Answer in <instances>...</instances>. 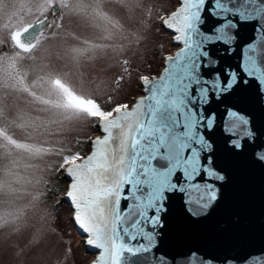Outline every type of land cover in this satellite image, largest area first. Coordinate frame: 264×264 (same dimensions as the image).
Returning <instances> with one entry per match:
<instances>
[{"label":"snow or ice","instance_id":"6c2138e0","mask_svg":"<svg viewBox=\"0 0 264 264\" xmlns=\"http://www.w3.org/2000/svg\"><path fill=\"white\" fill-rule=\"evenodd\" d=\"M162 22L179 51L140 94L107 118L54 81L64 107L89 111L97 135L87 153L65 158L64 201L95 264H264V247L217 255L199 247L169 251L173 207L193 221L222 199L228 179L220 143L264 166V129L229 100L251 93L264 108V0H176Z\"/></svg>","mask_w":264,"mask_h":264},{"label":"rangeland","instance_id":"374dc122","mask_svg":"<svg viewBox=\"0 0 264 264\" xmlns=\"http://www.w3.org/2000/svg\"><path fill=\"white\" fill-rule=\"evenodd\" d=\"M58 6V8H55ZM176 0H0V264H91L63 199L65 158L97 135L96 115L131 103L176 51ZM52 17L28 49L15 36Z\"/></svg>","mask_w":264,"mask_h":264},{"label":"water","instance_id":"95a60500","mask_svg":"<svg viewBox=\"0 0 264 264\" xmlns=\"http://www.w3.org/2000/svg\"><path fill=\"white\" fill-rule=\"evenodd\" d=\"M177 7L163 22L170 21L175 16ZM48 23L49 20L45 19L24 27L16 34L17 43L28 48ZM177 51L179 49L172 55ZM228 102L252 111L257 127L264 129V108L253 94L243 92ZM108 116L102 115L101 118ZM218 162L228 177L222 189L221 201L210 210L206 218L199 221L189 219L178 206H174L165 225L164 243L167 250L199 247L222 255L243 254L247 250L264 247V166L254 164L249 157L231 156L223 148L222 142ZM76 229L85 243V237L77 226ZM86 251L90 253L92 250L86 247ZM91 264H95L94 259Z\"/></svg>","mask_w":264,"mask_h":264},{"label":"flooded vegetation","instance_id":"af4514ba","mask_svg":"<svg viewBox=\"0 0 264 264\" xmlns=\"http://www.w3.org/2000/svg\"><path fill=\"white\" fill-rule=\"evenodd\" d=\"M55 8H58V6H56ZM46 19H48L49 20V23L47 24V26H46V28L44 29V30H46L47 28H48V26L51 24V22H52V17L51 16H48ZM40 20H45V19H40ZM32 24V23H31ZM30 25V24H29ZM44 30H42V31H44ZM41 31V32H42ZM41 32L39 33V35L41 34ZM38 35V36H39ZM38 36H37V38H38ZM36 38V39H37ZM15 39H16V36H15ZM36 41V40H35ZM16 43H17V41H16ZM17 45L19 46V44L17 43ZM20 47V46H19ZM21 49H28V48H23V47H20Z\"/></svg>","mask_w":264,"mask_h":264},{"label":"trees","instance_id":"16d2710c","mask_svg":"<svg viewBox=\"0 0 264 264\" xmlns=\"http://www.w3.org/2000/svg\"><path fill=\"white\" fill-rule=\"evenodd\" d=\"M108 112H109V111L104 110V111H103V114H106V113H108ZM103 114L101 113V114H99V115L101 116V115H103ZM78 151H83V152H85L83 149H81V150L78 149ZM78 151L73 152L71 156L75 155V153L78 152Z\"/></svg>","mask_w":264,"mask_h":264}]
</instances>
